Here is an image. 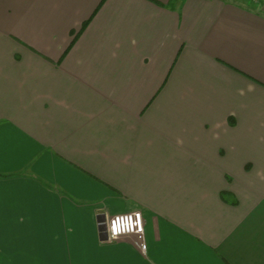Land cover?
<instances>
[{"label":"crops","instance_id":"obj_1","mask_svg":"<svg viewBox=\"0 0 264 264\" xmlns=\"http://www.w3.org/2000/svg\"><path fill=\"white\" fill-rule=\"evenodd\" d=\"M0 262L264 264V4L0 0Z\"/></svg>","mask_w":264,"mask_h":264},{"label":"built area","instance_id":"obj_2","mask_svg":"<svg viewBox=\"0 0 264 264\" xmlns=\"http://www.w3.org/2000/svg\"><path fill=\"white\" fill-rule=\"evenodd\" d=\"M137 217H139V221H137ZM114 224H118L120 226V231L118 233L113 232ZM99 226L101 234L111 242L118 241L122 237L132 235L141 241L144 239V215L139 210L114 215L104 221H100ZM142 248L145 250L146 244L142 243Z\"/></svg>","mask_w":264,"mask_h":264},{"label":"trees","instance_id":"obj_3","mask_svg":"<svg viewBox=\"0 0 264 264\" xmlns=\"http://www.w3.org/2000/svg\"><path fill=\"white\" fill-rule=\"evenodd\" d=\"M105 1V0H104ZM223 1H228V0H223ZM156 2V1H155ZM249 2H252V4L258 5V4H264V0H249ZM157 4L161 5L160 3L156 2ZM89 23H85L82 27V30L80 31L83 32V30H85V28L88 26ZM78 33L77 36L80 34ZM74 43V42H73ZM72 43V44H73Z\"/></svg>","mask_w":264,"mask_h":264},{"label":"snow or ice","instance_id":"obj_4","mask_svg":"<svg viewBox=\"0 0 264 264\" xmlns=\"http://www.w3.org/2000/svg\"><path fill=\"white\" fill-rule=\"evenodd\" d=\"M137 221H139V217H137ZM120 231V226L118 224L113 225V232L118 233ZM2 264V262H0Z\"/></svg>","mask_w":264,"mask_h":264}]
</instances>
